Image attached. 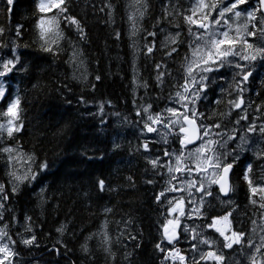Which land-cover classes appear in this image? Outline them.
<instances>
[{
    "label": "snow or ice",
    "instance_id": "snow-or-ice-1",
    "mask_svg": "<svg viewBox=\"0 0 264 264\" xmlns=\"http://www.w3.org/2000/svg\"><path fill=\"white\" fill-rule=\"evenodd\" d=\"M4 4L0 14L5 16L7 26L5 22H0V102L6 101L7 106L0 110V118H4L0 121V157L5 160L8 183L11 193L15 194L21 185L32 184L47 173L50 164L47 158L41 159L35 151H24L18 141L15 145L5 143L14 140L16 134H22L25 130L20 87L18 83H13V77L31 74L34 66L26 61L24 53L20 51L21 47H29L28 44L18 43L23 38L24 26H13L10 20L15 0H4ZM37 7L41 14L58 10L50 18L40 15L37 20L39 50L54 59L58 58L66 51L60 42L67 40L71 51L66 63L73 68V79L87 81V69L81 59L83 49L66 37L60 27L62 22L69 27L74 26L79 41H86L87 33L81 21L68 13L66 0H39ZM126 7L130 9L127 16L130 38L142 31L147 33L143 37V46L133 40L134 57L141 53L146 57L153 55L157 50L158 34L165 32L167 35L160 41L159 49L165 57L171 59L179 54L181 46L187 47L181 63L182 73L179 80L171 84L174 91H170L167 97L171 106L156 111L154 103L145 101L136 110L139 117L136 123L143 138L136 150H143L154 176H167V186L155 195L156 203L166 206L164 222L159 225L161 234L154 245L162 256L160 264H229L226 251L241 256V260L235 261V264H264V224L259 225L257 243V220H251L253 227L250 232L244 230L243 223L235 215L240 211L239 207L229 198L236 190L232 182L235 168L251 153L252 161L244 165L242 179L250 193L249 203L258 206L259 219L264 221V101L256 104L250 97L246 99L250 83L264 70V0H194L187 9L180 8L179 0L176 3L166 0L161 7L162 15L156 18L152 25L154 30L150 32L140 24L150 11L149 0H129ZM106 10L109 21H112L115 6L111 0H105L100 8L101 12ZM179 18H182L186 33L180 23H173ZM163 24L175 31L161 26ZM115 36L119 39L120 33L117 31ZM149 37L152 38L150 42ZM155 69V83L162 90L165 76L172 73L163 62L156 63ZM133 72L135 88L143 87L147 91L148 82L136 78L135 64ZM229 72L230 79L227 75ZM95 80L100 81L101 77L97 75ZM261 82L264 83V77ZM213 86L220 89L219 97L214 101V106H206L203 101ZM36 87L38 84H33V88ZM91 87L95 90V84ZM256 95L259 97L260 93ZM77 103L87 105L88 101L81 95ZM106 104L111 105V101H99L98 111L89 113L92 117L99 116L101 125L106 124ZM133 104H136L135 100ZM221 105L225 106L224 111H220ZM202 107L204 110H201ZM115 115L120 116V113ZM127 120V117L123 118L124 122ZM161 127L165 129L161 133L163 143L168 145L162 150V156L166 159L159 154L153 155L155 144L147 135L158 133ZM169 136L173 142H178V147H172ZM120 148L121 145L113 141V151ZM255 165H259L258 171ZM125 179L129 185L135 186L131 176ZM154 182L153 179L146 180L150 185ZM93 183L101 193L116 190L108 188L103 178L97 177ZM44 191L42 188L41 192ZM175 193L179 195L168 199L166 194ZM8 199L5 184L0 183V220H3ZM213 200L219 202V209L213 205ZM104 212L110 214L112 209L105 207ZM241 215L246 216V213ZM185 218L192 220L193 224L182 223ZM197 220L200 223H196ZM25 221V232L29 235L24 237L17 233L21 236L19 243L26 247H39L32 218L25 216ZM108 223L105 219L100 233L86 237L81 250L93 258L87 241L100 235L106 258L115 264L116 253L112 250L113 240L107 231ZM126 223H131V218ZM236 223H240V227H236ZM7 227L4 225L0 228V264H12V260L19 255L14 250L17 240L9 236ZM66 231L67 224L56 228L61 238L53 244V251L59 253L58 245L63 246L65 254L70 251L62 239ZM5 238L8 242H4ZM182 238L189 245L184 250L176 246ZM129 239L136 241L135 236L129 235ZM116 243H122L119 236ZM136 246L139 247V244ZM131 255L128 252L124 254L128 264H131Z\"/></svg>",
    "mask_w": 264,
    "mask_h": 264
},
{
    "label": "trees",
    "instance_id": "trees-1",
    "mask_svg": "<svg viewBox=\"0 0 264 264\" xmlns=\"http://www.w3.org/2000/svg\"><path fill=\"white\" fill-rule=\"evenodd\" d=\"M66 2L68 13L81 21L87 33L86 41H79L74 26L69 27L64 22L60 25L64 35L83 49L81 59L87 69V81L73 79V68L66 63L71 51L67 40L60 42L66 51L58 58L54 59L50 54L39 50L37 20L40 15L52 17L57 9L41 14L37 7L39 0H15L10 16L13 26H24L23 38L18 43L29 45L27 49L21 47L20 51L34 67L31 74L13 77V83H18L20 87L25 130L22 134H16L14 140L5 143L15 145L18 141L24 151H35L41 159L47 158L50 164L47 173L41 175L36 182L21 185L12 194L6 175L7 166L4 158L0 157V183L5 184L9 194L0 228L8 226L9 236L17 240L14 250L19 253L12 264H112L100 244V235L87 241L93 258L81 250L86 237L102 231L105 219L109 221L107 231L113 240L115 264H128L124 260L125 252L132 253L129 258L131 264H160L162 256L154 245L161 234L159 225L164 222L166 206L157 204L155 195L166 187L167 176H154L150 165L146 163L143 150H136L143 139L136 132V122L139 121L136 110L145 101L154 103L155 110L166 105L168 94L173 90L171 84L179 80L182 73L181 63L187 47L181 46L179 54L169 59L159 50L164 36L158 34L157 50H154L153 55L146 57L141 53L134 57L133 40L143 46V37L147 33L142 31L138 36L130 38V23L127 19L130 9L126 7L129 0H111L115 6L112 18L114 22L109 21L107 10L100 11L105 0ZM165 2L166 0H149L150 11L140 22L143 29L149 32L154 30L152 25L162 15L161 7ZM179 5L184 9V0H179ZM4 7V0H0V9ZM5 21V16L0 14V22ZM173 23H180L185 32L182 18ZM117 31L120 33L119 39L115 36ZM148 40L150 42L152 38L149 37ZM143 51L146 52V49ZM161 62L167 64L172 73L171 76H165L162 90L155 83V64ZM134 64L137 80L148 82L147 91L143 87L137 89L133 84ZM97 75L101 77L100 81L95 80ZM262 77L264 70L252 81L254 91L251 100L256 104L264 101ZM33 84H38V87L33 88ZM92 84H95V90L92 89ZM210 92L212 91L208 92L207 99L203 101L206 106H214L220 89L213 88L212 96L216 97H211ZM257 92L260 93L259 97ZM81 95L88 101L87 105L77 103ZM133 100L136 101L135 105ZM99 101H111V105H105L104 125L100 124L99 116L89 115L98 111ZM6 106V101L0 102V110ZM224 110L225 106L221 105L220 111ZM115 113H120V116ZM124 117L128 118L127 122L123 121ZM235 118L233 115V119ZM3 119L0 118V121ZM113 141L121 145L115 152L112 149ZM153 143V152L168 147L163 142ZM169 143L172 147H178V142H173L172 137ZM247 162L248 160L241 161L232 180L236 185L235 193L244 204L249 194L247 184L242 179ZM128 176L135 181L134 187L125 179ZM97 177L105 179L107 187L116 190L99 192L93 183ZM148 179H153L154 184H147ZM42 188L45 189L43 193ZM105 207L111 208L112 212L105 214ZM238 207L240 211L235 215L243 223L244 230L248 231L251 210L248 211V206ZM242 213H246V216L241 215ZM25 216L32 218L39 247H26L19 243L21 236L17 233L24 237L29 235L25 232ZM129 218L131 223H126ZM61 224H67V231L62 237L70 249L66 254L62 245L57 246L59 253L52 250L53 244L61 238L56 232ZM236 224L240 227V223ZM129 235L135 236L136 241L129 239ZM118 236L122 243H116ZM4 242H8L7 238ZM177 247L187 249L182 244Z\"/></svg>",
    "mask_w": 264,
    "mask_h": 264
},
{
    "label": "rangeland",
    "instance_id": "rangeland-1",
    "mask_svg": "<svg viewBox=\"0 0 264 264\" xmlns=\"http://www.w3.org/2000/svg\"><path fill=\"white\" fill-rule=\"evenodd\" d=\"M192 2H194V0H184V9H187V8H189L190 6H191V3ZM51 16H45V18H50ZM164 27H166V28H169V30L170 31H175V29L174 28H171V27H169V26H164ZM195 27V26H194ZM185 32H186V30H185ZM161 36H165V35H167V33L165 32V33H162V34H160ZM227 75H228V77H229V79H230V76H231V73L229 72V73H227ZM180 82H182V81H180ZM225 86H227V85H225ZM217 88V87H216ZM171 91H174V89L173 90H171ZM166 106H171L168 102L166 103V105L163 107V108H165ZM162 108V109H163ZM161 110V109H160ZM160 110H156V111H160ZM136 132L139 134V129H138V126L136 125ZM165 131V129H163L162 127L160 128V130H159V132L158 133H153V134H147L148 135V138L152 141V142H163V140H162V136H161V133H163ZM140 135V134H139ZM170 138H171V136H169L168 137V139L170 140ZM171 150V149H170ZM156 154H159V155H161V157H162V159H166V158H164L163 156H162V149H160V151L159 152H153V155H156ZM259 166V165H258ZM259 168V167H258ZM166 180H167V178H166ZM167 186V185H166ZM173 195H179V193H175V194H167V196H168V198L169 199H172V196ZM257 199H258V197H256ZM248 199V197H246V199H245V204L242 202V205H241V203L239 204V206H247V205H249L248 203H249V200H247ZM251 210V212L249 213L250 214V218H251V220L252 219H256L257 220V229H256V233H257V236H256V242L258 243L259 242V239H258V236H259V233H260V227H259V225H261V224H264V221H261L260 219H259V216H260V212H259V209H258V206H248V211H250ZM182 223H186V224H189V225H192L193 224V221L192 220H188V219H184L183 221H182ZM196 223H200V221L199 220H197L196 221ZM252 224H251V222H250V228H249V232L251 231V229H252ZM183 242H184V239H183ZM185 243V245H186V247L188 248L189 247V245L186 243V242H184ZM205 251H207V248H205L204 249ZM239 250L237 249V252H238ZM226 255H228L229 256V264H235V261H239V260H241V256L240 255H237V253L236 252H230V251H226Z\"/></svg>",
    "mask_w": 264,
    "mask_h": 264
},
{
    "label": "flooded vegetation",
    "instance_id": "flooded-vegetation-1",
    "mask_svg": "<svg viewBox=\"0 0 264 264\" xmlns=\"http://www.w3.org/2000/svg\"><path fill=\"white\" fill-rule=\"evenodd\" d=\"M249 88H250V91L246 94V99L248 98V97H250V95H251V93H252V86H251V83H250V85H249ZM249 111H251V109H249ZM249 156V157H248ZM247 160H248V162H251L252 161V154L251 153H249V154H247ZM245 157V158H246ZM247 162V163H248ZM258 165H255L254 166V168H255V170H257L258 171ZM237 173H236V168H235V175H236ZM233 177V176H232ZM231 200H233L234 202H235V205L236 206H239V204L241 203V205H242V201H241V198H238V196H237V194L234 192V193H232V194H230V197H229ZM249 198V197H248ZM247 200H249V199H247ZM212 203H213V205H215V206H220L219 205V202L218 201H215V200H213L212 201ZM249 205H247V206H251V204L250 203H248Z\"/></svg>",
    "mask_w": 264,
    "mask_h": 264
}]
</instances>
